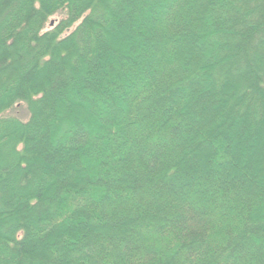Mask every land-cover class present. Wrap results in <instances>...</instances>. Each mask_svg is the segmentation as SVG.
<instances>
[{"label": "trees", "instance_id": "16d2710c", "mask_svg": "<svg viewBox=\"0 0 264 264\" xmlns=\"http://www.w3.org/2000/svg\"><path fill=\"white\" fill-rule=\"evenodd\" d=\"M0 264H264V0H0Z\"/></svg>", "mask_w": 264, "mask_h": 264}, {"label": "rangeland", "instance_id": "374dc122", "mask_svg": "<svg viewBox=\"0 0 264 264\" xmlns=\"http://www.w3.org/2000/svg\"><path fill=\"white\" fill-rule=\"evenodd\" d=\"M58 18V16L57 15H53V16H51L50 18H48V22H49V20H52L53 21V19H57ZM54 22V21H53Z\"/></svg>", "mask_w": 264, "mask_h": 264}]
</instances>
